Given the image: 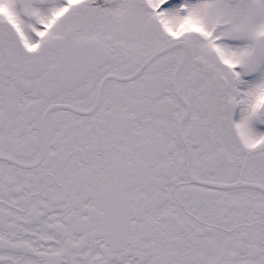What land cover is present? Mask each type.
Returning <instances> with one entry per match:
<instances>
[{"label": "snow or ice", "instance_id": "obj_1", "mask_svg": "<svg viewBox=\"0 0 264 264\" xmlns=\"http://www.w3.org/2000/svg\"><path fill=\"white\" fill-rule=\"evenodd\" d=\"M0 264H264V0H0Z\"/></svg>", "mask_w": 264, "mask_h": 264}]
</instances>
